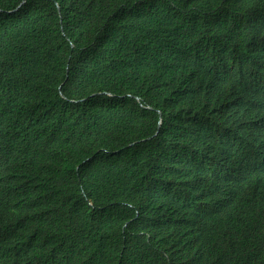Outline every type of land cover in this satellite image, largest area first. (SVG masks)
<instances>
[{
  "label": "trees",
  "instance_id": "obj_1",
  "mask_svg": "<svg viewBox=\"0 0 264 264\" xmlns=\"http://www.w3.org/2000/svg\"><path fill=\"white\" fill-rule=\"evenodd\" d=\"M20 2L0 264H264V0Z\"/></svg>",
  "mask_w": 264,
  "mask_h": 264
},
{
  "label": "clouds",
  "instance_id": "obj_2",
  "mask_svg": "<svg viewBox=\"0 0 264 264\" xmlns=\"http://www.w3.org/2000/svg\"><path fill=\"white\" fill-rule=\"evenodd\" d=\"M256 99L259 101L261 108L264 110V92L260 94Z\"/></svg>",
  "mask_w": 264,
  "mask_h": 264
},
{
  "label": "water",
  "instance_id": "obj_3",
  "mask_svg": "<svg viewBox=\"0 0 264 264\" xmlns=\"http://www.w3.org/2000/svg\"><path fill=\"white\" fill-rule=\"evenodd\" d=\"M24 1H25V0H21V2L19 3L18 7H19L20 5H22V4L24 3ZM57 10L59 11V6H57ZM11 11H13V10H11Z\"/></svg>",
  "mask_w": 264,
  "mask_h": 264
}]
</instances>
